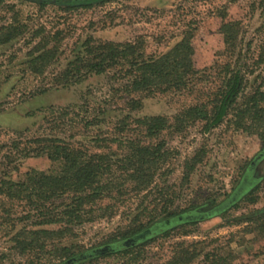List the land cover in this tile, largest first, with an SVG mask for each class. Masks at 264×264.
I'll return each instance as SVG.
<instances>
[{
	"label": "rangeland",
	"instance_id": "rangeland-1",
	"mask_svg": "<svg viewBox=\"0 0 264 264\" xmlns=\"http://www.w3.org/2000/svg\"><path fill=\"white\" fill-rule=\"evenodd\" d=\"M224 21L236 29L235 37L219 27ZM9 24L24 27L0 43V176L24 180L29 171L59 170L60 162L46 155L17 160L5 155L12 137L25 129L26 138L56 134L86 153H105L110 163L102 176L111 175L105 195L94 199L93 210L73 226L72 234L50 239L60 245L84 251L141 224L168 218L170 211L216 206L263 148L258 128L236 126L231 114L208 129L203 122L185 119L186 108L207 100L211 90H154L143 96L139 108L130 110L122 105L120 81L111 69L83 78L72 75L66 85L60 82L62 70L86 38L138 40L148 54L166 50L191 32L194 65H206L210 73L204 89L223 76L222 64L241 53L248 78L245 90L256 89L264 84V0H0V29ZM40 38L57 48L37 72L28 61L38 53L31 55L30 49ZM74 102L81 107L61 108ZM127 113L158 114L163 123L150 131L130 117L122 121ZM87 115H96L100 122L69 126L70 118ZM136 144L157 148L150 155L153 174L146 185L125 176L126 157ZM254 166L253 192L234 207L193 222L181 220L155 232L144 244L102 253L82 264H166L185 246L189 259L181 264H264V234L253 220L260 216L255 211L264 207V155ZM248 185L244 182L238 190ZM0 196V264L61 260L60 251L50 252L49 247L22 252L14 246L12 236L20 231L24 237L30 228L20 218L24 200Z\"/></svg>",
	"mask_w": 264,
	"mask_h": 264
},
{
	"label": "trees",
	"instance_id": "trees-1",
	"mask_svg": "<svg viewBox=\"0 0 264 264\" xmlns=\"http://www.w3.org/2000/svg\"><path fill=\"white\" fill-rule=\"evenodd\" d=\"M20 26L22 25L9 24L0 29V43L16 36L21 30ZM219 27L226 35L231 34L235 37L236 29L232 28L228 21L221 22ZM191 36V32H185L166 50L148 54L140 49L138 40L93 42L91 37L86 38L80 47L82 49L77 50L75 58L69 60L66 68L62 70L63 79L60 83L62 85L70 83L69 77L72 75L83 78L86 74L101 73L111 69L115 74L114 79L120 81L117 89H121L118 91H121L119 96L122 98V105L130 110L139 108L143 96L154 90H211L207 100H201L186 108L185 119L190 117L203 122L205 129H208L218 125L231 114L236 126L247 131L258 128L256 132L264 147V84L260 83L253 90H245L248 78L244 68L245 58L241 53L236 54L234 60H227L222 64L223 76H219V81L213 86L204 89L203 83L209 80L210 73L206 71V65L200 69L195 67ZM46 43V40L43 41L40 38L30 49L31 55L38 51L28 61L34 71H43L44 65L57 48L47 46ZM75 106L81 107V104L74 102L61 108L68 110L69 107ZM52 108V106L49 107V109ZM129 117L138 125H145L150 131L158 129L163 123L162 116L158 114L138 117L127 113L121 117V120ZM69 121V126L73 128L78 121L85 125L93 121L100 122V118L96 115H87L82 118H70ZM28 131V129L18 131V135L12 137L5 155L11 160L32 155H46L51 160L59 161L60 168L54 173L36 170L26 172L24 180L0 176V193H4L11 199L24 200V213L20 218L26 221V226H30L27 230L28 235L21 237L19 236L21 232L18 231L12 236L14 246L22 252L31 250L40 252L49 247L50 252L60 251L62 258L51 264H82L102 253L109 254L127 250L136 244H144L155 232L181 220L193 222L187 217V213L194 210L196 206L180 211H170L169 221L165 218L148 225L141 224L124 231L119 238L113 236V239H109L110 241L103 245L93 246L84 251H74L65 244L60 245L50 240L66 232L72 234L73 226L85 220L87 218L85 214L93 210L91 203L94 199L105 195L103 189L110 183L111 175L108 174L103 179L102 176L109 172L110 163L105 153H86L56 134L48 136L42 133L26 138L24 136ZM132 147V152L126 157L129 166L125 176L136 177L146 185L153 174L151 171L153 164L148 163L153 161L150 155L154 154L157 148L137 144ZM250 162L246 163V167H249L248 177L253 179V166ZM255 182L256 179H253L245 190H237V192L236 187H233L232 192H227L221 202L216 205L215 211H224L237 205L241 199L253 192L252 186ZM1 197L3 196H0V200L3 199ZM255 213L260 216L253 220L259 223L258 229H262L261 232L264 234V207L256 210ZM259 220H262L261 223ZM189 253V247L185 246L168 259L166 264H181L186 258L189 259L187 257ZM35 261L34 258L29 259L25 261V264H35Z\"/></svg>",
	"mask_w": 264,
	"mask_h": 264
},
{
	"label": "flooded vegetation",
	"instance_id": "flooded-vegetation-1",
	"mask_svg": "<svg viewBox=\"0 0 264 264\" xmlns=\"http://www.w3.org/2000/svg\"><path fill=\"white\" fill-rule=\"evenodd\" d=\"M263 149V148H262ZM261 149V150H262ZM260 153V152H259ZM259 153L256 155V157H255V159H252L251 160V164H252V166H253V168L255 169V163H256V161H258L261 157H262V155H264V154H261V155H259ZM249 169V167L247 168H245L244 170H243V172H242V175H241V177H240V179L238 180V182H237V184L235 185V186H233V187H236V192H237V190L239 189V186H240V184H242V183H244V182H247L249 185L253 182V179H255V174H252L253 175V179H250L249 177H248V172H247V170ZM233 190V189H232ZM232 192V191H231ZM215 209H216V206L214 205V206H212L211 208H205V209H202V208H195L194 210H190L188 213H187V217L190 219V220H194V219H202V218H204L206 215H208V214H210L211 212H214L215 211ZM169 219L170 218H166V221H169ZM173 219V218H172ZM159 224H161V222H159Z\"/></svg>",
	"mask_w": 264,
	"mask_h": 264
},
{
	"label": "water",
	"instance_id": "water-1",
	"mask_svg": "<svg viewBox=\"0 0 264 264\" xmlns=\"http://www.w3.org/2000/svg\"><path fill=\"white\" fill-rule=\"evenodd\" d=\"M261 154H264V147H263V149L260 151L259 155H261Z\"/></svg>",
	"mask_w": 264,
	"mask_h": 264
}]
</instances>
